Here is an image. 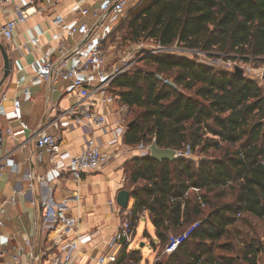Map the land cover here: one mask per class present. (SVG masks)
<instances>
[{
    "label": "trees",
    "instance_id": "16d2710c",
    "mask_svg": "<svg viewBox=\"0 0 264 264\" xmlns=\"http://www.w3.org/2000/svg\"><path fill=\"white\" fill-rule=\"evenodd\" d=\"M120 27L127 29L122 41L129 46L152 40L208 57L264 63V0H142ZM195 55H144L137 61L141 67L113 83L133 115L126 142L154 138L161 148L190 145L194 154L128 160L125 175L135 204L127 217L146 211L164 247L171 232L200 222L166 264H259L264 247L253 242L235 258L214 248L233 249L234 243L219 242L246 216L264 218V87L255 76L236 75ZM130 252L124 247L114 264Z\"/></svg>",
    "mask_w": 264,
    "mask_h": 264
},
{
    "label": "crops",
    "instance_id": "0c3cea01",
    "mask_svg": "<svg viewBox=\"0 0 264 264\" xmlns=\"http://www.w3.org/2000/svg\"><path fill=\"white\" fill-rule=\"evenodd\" d=\"M50 1L36 0L38 6L44 7V11L31 16L25 23L19 25L10 49L0 37V41L7 46L13 59L12 71L0 85V100L5 95L7 99L4 101V106L10 110L12 100L15 97L20 98L21 118L29 125V129L23 131L18 121L9 122L6 118L2 119L0 125V142L3 146L0 158L8 151L17 149L13 153V157L16 162L20 163L17 172L12 171L10 167H5L0 173V197L5 198L12 195L16 197V204L7 206L6 225L0 227V248L19 244L30 251L31 247L25 244V236H29L35 253H39L45 248L49 250L40 261H37V264H52L53 257L63 251L67 241L81 236L78 240L75 264H92L96 256L109 250L108 243L118 231L123 213L131 211L135 204V198L132 197L126 181L125 163L133 157L142 155L139 150H136L138 144L126 142L125 138L122 142H112L114 140L113 122L119 114L118 108L122 103L121 100L103 108L108 117L106 128L95 127L92 132L87 133L78 125L70 126L71 119L66 111L76 100L70 83L60 82L50 100H47L46 84L34 80L36 66L33 63L38 61L43 53L52 52L54 56H58L60 42L67 47H72L75 44V39L59 32L53 23L54 18L57 15H62L66 21H75L76 23L86 21L88 24H92L94 20L91 16L82 17L78 12V7H88L92 10L94 7L100 6L104 0ZM140 1L142 0H129L125 9L127 14L130 5L131 8H134ZM14 15L15 4L13 2L0 4V30L6 21ZM125 15L124 13V15L114 17L98 29L99 35L109 32L104 40V46L113 32L121 25ZM40 32L43 33L40 34ZM38 34H40V42L32 43L31 38ZM2 77L3 58L0 52V81ZM26 86L30 88L31 95L24 92ZM46 117L49 118L47 120L48 131L61 133L62 149L68 151L70 155L79 153L90 136L97 137L105 150L115 154L112 161L101 170L86 173L79 180L74 179L69 171L55 170L48 156H45L42 162L32 166L34 172L46 175L47 179L46 182L39 184L37 196L45 194L47 186L52 185L57 202L68 198V211L78 219V224L73 231L66 235L53 229L45 233L39 232V207L33 205L27 195L20 192L15 193L16 190L25 189L27 186L24 174L28 169V164L24 160L35 150L29 138H32L33 130ZM8 127L17 134L16 139L8 135L6 130ZM26 141L29 144L28 147L20 152L18 147ZM128 147H134L135 150H129ZM121 189H127L130 192L127 208H122L117 203V195ZM145 217L152 225L158 240L157 243L152 242V244H158L160 239L156 234V228L151 219L147 215ZM144 235H149V232L146 230ZM124 247L126 245H123L122 250ZM128 250H131L130 245H128ZM125 252L129 251L125 250ZM261 253L264 254V252ZM41 254L43 253L41 252ZM23 258V264H28L29 257L24 256ZM7 259V256L0 259V264H4Z\"/></svg>",
    "mask_w": 264,
    "mask_h": 264
},
{
    "label": "built area",
    "instance_id": "2783aa9c",
    "mask_svg": "<svg viewBox=\"0 0 264 264\" xmlns=\"http://www.w3.org/2000/svg\"><path fill=\"white\" fill-rule=\"evenodd\" d=\"M128 1L104 0L100 6H96L92 10L88 7H78V12L82 17L91 16L94 20L92 24H88L86 21L78 23L66 21L62 15H57L53 20L54 25L63 35L75 39V44L72 47H67L60 42L58 46L60 54L58 56H54L52 52H46L42 54L38 61L33 63L36 66L34 80L46 84L47 100H50L60 82L70 83L76 98L75 102L66 111V114L71 119V127L78 125L87 133L92 132L95 127L106 128L108 117L103 108L121 99L120 95L112 90L114 81L124 74L133 72L136 69L134 64L144 55L181 52L185 54L195 53L199 57L210 58L200 50H191L179 47L176 44L162 46L155 41L151 40L149 42L150 40H146L132 44L131 50L124 51L117 60L110 61L104 48V40L109 35V32L99 35L98 29L114 17L124 15ZM8 2L15 4V15L9 18L2 26L0 37L8 44L10 49L19 25L25 23L31 16L42 13L44 7L38 6L36 0H0L1 5ZM42 33L40 32V34ZM40 34L33 36L31 42L39 43ZM198 61L207 63L202 58L198 59ZM225 62L231 70H234L237 65L232 60H226ZM210 65L213 64L211 63ZM241 67L244 68V72L248 75H258L261 79H264V63L258 66L245 64ZM160 78L164 83L171 84L170 80L162 76ZM24 92L27 95H31V90L28 86L25 87ZM6 99L4 95L0 100V125L2 119L6 118L9 122L18 121L23 131L28 130L29 125L21 118L20 98L15 97L12 100L10 110L4 106ZM128 111L129 108L126 104L121 103L119 105V114L113 122L114 140L112 142L118 143L124 139L128 128ZM47 120L49 118H44L43 122L33 130L32 138H29L35 150L24 160L28 164V169L24 174L27 186L25 189L16 190L15 193L20 192L27 195L29 201L39 207V232L45 233L53 229L66 235L73 231L78 224V219L68 211V198L57 202L52 185L47 186L45 194L37 196L39 184L46 182L47 179L46 175L34 172L32 166L35 163L42 162L44 157L48 156L55 170L69 171L74 179L79 180L86 173L101 170L112 161L115 154L105 150L97 137L90 136L86 139L79 153L70 155L68 151L62 149L63 138L61 133L48 131ZM6 130L10 137L17 138V134L10 127ZM27 141L18 147L20 152L28 147ZM153 141H155L154 138L149 143H139L136 150H139L142 156L148 155ZM128 148L129 150H135L134 147ZM16 150H10L0 158V173L3 172L5 167H10L14 172L19 170L20 163L16 162L13 157V153ZM0 151H3L1 142ZM176 151L178 157L187 159L194 157L190 145L184 150ZM15 204L16 197L14 195L5 198L0 197V227L6 225L7 206ZM129 212H124L125 215L122 217L118 231L108 243L109 250L96 256L92 264L116 263L123 245L128 246L134 240L139 218L146 216L147 213L142 211L138 213L137 218L131 219L127 217ZM199 224L200 222H195L182 233L171 234L167 245V253L172 254L177 251ZM80 238L81 236L67 241L63 251L53 257L52 264H75L78 240ZM25 244L31 247L30 251H27L24 246L19 244L12 247H1L0 259L7 256L8 259L4 261V264H23L22 261L25 256L29 257L28 264H37V261H40L49 251L45 248L41 251L43 254L41 252L35 253L29 236H25Z\"/></svg>",
    "mask_w": 264,
    "mask_h": 264
},
{
    "label": "rangeland",
    "instance_id": "374dc122",
    "mask_svg": "<svg viewBox=\"0 0 264 264\" xmlns=\"http://www.w3.org/2000/svg\"><path fill=\"white\" fill-rule=\"evenodd\" d=\"M132 6L128 8L130 10ZM125 10V16L128 14ZM126 28H117L116 31L110 36L109 40H107V44H105L104 48L106 51V55L110 61H115L118 59L120 54L124 53V51L131 50V44L129 46L128 42L122 41V36L125 33ZM151 42V40L149 41ZM160 54V53H159ZM197 59H205L207 63H212L217 67H228L222 57H199L197 54L194 56ZM208 57V56H207ZM209 59V60H208ZM237 65L243 66L245 63L237 61ZM263 64V63H262ZM136 69L143 65L141 62H137L134 64ZM252 65V64H250ZM254 76V75H253ZM257 79H259L261 85L264 87V79H261L258 75H255ZM133 115L127 113V120L131 119ZM200 155H196V158H200ZM123 215H125L123 213ZM123 217V216H122ZM239 222L235 228H231L228 230L226 236L219 242V245L222 243H234V247L232 248H214L215 254H224L226 257H237V253L240 255H244V251L248 248V245L253 242L256 246L264 247V218H257L252 216H246ZM139 224H137L138 229L136 227V233L134 236V240L130 244V254L125 258V262L122 264H166L169 259V254L167 253V246L164 247L162 242L158 244H152V242L157 243L158 240L155 236L154 230L150 222L146 220L145 216H141L139 218ZM149 232V235L145 236V231ZM181 230V229H180ZM176 232L171 233H177ZM144 243V245H141ZM155 245V247H153ZM207 245H214V243L207 242ZM133 248H135L139 252H133ZM182 251V250H181ZM260 263L264 264V254L259 253ZM238 264H244L243 262H239Z\"/></svg>",
    "mask_w": 264,
    "mask_h": 264
},
{
    "label": "water",
    "instance_id": "95a60500",
    "mask_svg": "<svg viewBox=\"0 0 264 264\" xmlns=\"http://www.w3.org/2000/svg\"><path fill=\"white\" fill-rule=\"evenodd\" d=\"M0 52H1V55L3 58V77L0 81V85H1L4 82V80L6 78H8V76L10 75V73L12 71L13 59L10 55V52H9L7 46L4 43H2L1 41H0ZM234 73L236 75H243L244 74V68L239 66V65H236L234 67ZM149 156L151 158L157 159L159 161H162L165 159L175 160V159L179 158L177 156V151L175 149L161 148L160 146H158L156 141H153L150 145ZM203 159L206 160L207 158H203ZM129 198H130V192L127 189H121L117 195L118 205L122 208H127Z\"/></svg>",
    "mask_w": 264,
    "mask_h": 264
}]
</instances>
